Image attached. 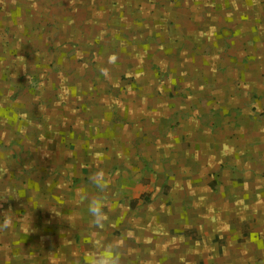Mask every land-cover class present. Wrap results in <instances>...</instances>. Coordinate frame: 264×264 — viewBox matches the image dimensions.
I'll return each mask as SVG.
<instances>
[{"label": "crops", "instance_id": "crops-1", "mask_svg": "<svg viewBox=\"0 0 264 264\" xmlns=\"http://www.w3.org/2000/svg\"><path fill=\"white\" fill-rule=\"evenodd\" d=\"M98 168L122 264H264V0H0V264H81Z\"/></svg>", "mask_w": 264, "mask_h": 264}, {"label": "clouds", "instance_id": "clouds-1", "mask_svg": "<svg viewBox=\"0 0 264 264\" xmlns=\"http://www.w3.org/2000/svg\"><path fill=\"white\" fill-rule=\"evenodd\" d=\"M89 182L97 190V194L93 195L85 190L80 196L87 203L89 223L96 231L93 236L94 243L81 256V264H122L123 238L116 237L109 240L103 234L108 220L105 212L108 202L104 194L111 188L112 178L103 169L98 168L90 174ZM12 219L11 215L5 214L0 229L10 228Z\"/></svg>", "mask_w": 264, "mask_h": 264}]
</instances>
